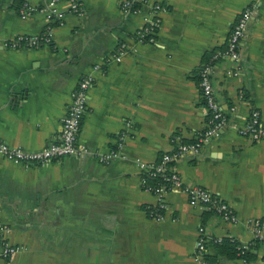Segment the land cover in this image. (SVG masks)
<instances>
[{"label": "crops", "instance_id": "crops-1", "mask_svg": "<svg viewBox=\"0 0 264 264\" xmlns=\"http://www.w3.org/2000/svg\"><path fill=\"white\" fill-rule=\"evenodd\" d=\"M76 1L79 14L60 1L61 21L40 12L22 19L16 0H0V141L31 152L56 142L81 80H95L79 136L90 154L31 167L0 157V224L21 248L0 264H201V239L220 264H264L253 227L264 220V142L240 134L255 111L264 125V0H150L166 9L153 42L138 41L147 8L128 14L126 0ZM247 6L254 14L242 60L219 58L212 78L228 125L176 164L184 186L219 197L238 221L192 205L181 190L166 195L165 217L154 220L147 208L158 199L143 187L141 164L204 132L200 70L226 50ZM46 33L51 42L40 48L5 45ZM111 152L120 158L110 164L96 155ZM224 238L247 246L248 260L222 253L216 243Z\"/></svg>", "mask_w": 264, "mask_h": 264}, {"label": "built area", "instance_id": "built-area-1", "mask_svg": "<svg viewBox=\"0 0 264 264\" xmlns=\"http://www.w3.org/2000/svg\"><path fill=\"white\" fill-rule=\"evenodd\" d=\"M45 1V7L37 8L32 5L30 0H22L19 16L22 19H27L33 14L40 12L52 14L62 21L63 16L59 15L58 9L61 0ZM69 3L71 12L79 14L81 8L77 1L69 0ZM135 5V9H133ZM144 8H147L149 11L145 18V26L137 33L138 41L153 42V36L162 24V14L166 12V9L161 4L150 0H126L122 4V10L128 14L141 13ZM253 14L254 10L251 6H247L242 11L232 28L226 50L214 54L210 61L202 66L200 70L199 88L208 113L207 127L204 132L198 136L195 142L179 144L174 153L164 155L157 163L151 165L141 164V169L143 171V187L146 191L154 194L158 199L157 206L148 207L147 210L154 220L162 221L165 217V211L168 209L166 195L174 190H181L189 197L192 205H199L209 211H213L228 222L236 223L238 221L237 217L230 209V206L219 197L202 187L184 186L182 178L177 171L176 164L189 153L195 155L199 154L206 143L219 138L227 127L228 120L216 99L212 80L215 71V61L222 57L232 59L235 62H240L242 60L241 46L247 35ZM50 42L51 34L46 33L29 37L20 36L5 45H8L14 50H23L40 48ZM126 51V47L122 45L112 55L113 61L117 63L122 62ZM94 70L100 71V67L96 66ZM94 83V77L91 75H87L81 80L78 88L74 92L67 116L63 120L62 131L56 142L42 150L31 152L25 148L13 147L0 141V157L17 165L31 167L46 166L66 157H85L90 154L91 152L87 148L79 145V136L82 120L88 109L89 92L93 88ZM240 134L243 137H249L253 140L264 142V125L259 112H253L247 124L240 129ZM96 155L102 164H110L114 160L120 158V154L116 152ZM146 175L151 178L161 176L162 181L157 188L148 186L145 180ZM253 227L255 229L256 238L264 242V220L256 221ZM8 233H10V229L0 224V257L4 260L13 258L21 251L20 247L10 244L7 240ZM220 241L221 240L217 241V243ZM206 252V240L201 239L197 243V257L201 260V264H211L205 261L204 255Z\"/></svg>", "mask_w": 264, "mask_h": 264}, {"label": "trees", "instance_id": "trees-1", "mask_svg": "<svg viewBox=\"0 0 264 264\" xmlns=\"http://www.w3.org/2000/svg\"><path fill=\"white\" fill-rule=\"evenodd\" d=\"M18 5V11L20 10L22 6V0H16ZM136 5L133 9H135ZM146 184L151 187L157 188L162 181V177L159 176L157 178H151L148 175L145 176ZM148 210V208H147ZM213 212V211H211ZM215 213V212H213ZM216 214V213H215ZM216 247L221 250L222 253H225L229 258H239L248 260L249 258V250L247 246L241 245L239 242L232 238H224L220 242L216 243ZM219 250V251H220ZM205 261L211 263V264H220L218 260L211 259L210 256L207 254L204 255Z\"/></svg>", "mask_w": 264, "mask_h": 264}]
</instances>
